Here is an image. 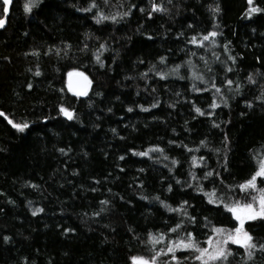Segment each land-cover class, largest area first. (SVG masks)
Returning <instances> with one entry per match:
<instances>
[{
  "label": "trees",
  "instance_id": "16d2710c",
  "mask_svg": "<svg viewBox=\"0 0 264 264\" xmlns=\"http://www.w3.org/2000/svg\"><path fill=\"white\" fill-rule=\"evenodd\" d=\"M26 2L12 0L0 30V112L29 125L21 133L0 116V264H131L132 255L153 254L149 233L165 234L154 247L166 251L169 240L188 232L207 247L214 227L234 228L224 204L259 195L238 185L255 170L253 157H264V11L248 15L250 7L264 10V0H152L168 11L151 16L149 0H41L30 13ZM93 2L96 8L82 10ZM217 4L214 14L209 6ZM129 9L119 23L94 19ZM211 31L218 35L202 41ZM193 36L202 46L189 42ZM69 72L91 81L85 96L69 91ZM193 84L208 90L193 91ZM207 171L213 176L203 179ZM197 185L215 189L218 202L208 203ZM157 196L174 209L188 201L195 222ZM245 229L264 243V220L247 221ZM228 247L230 264H245L244 249ZM175 254L180 264H199L184 259L190 251ZM166 262L176 264L171 254L157 258ZM247 264H264V252Z\"/></svg>",
  "mask_w": 264,
  "mask_h": 264
},
{
  "label": "snow or ice",
  "instance_id": "6c2138e0",
  "mask_svg": "<svg viewBox=\"0 0 264 264\" xmlns=\"http://www.w3.org/2000/svg\"><path fill=\"white\" fill-rule=\"evenodd\" d=\"M12 0H2V4H0V7H2L3 15L6 17L9 13V5L11 4ZM105 4L108 3V0H104ZM151 4V11L148 12V15L151 16L153 12H167L168 9L163 7L160 4H156L152 2V0H149ZM169 3H171V0H168ZM41 3V0H27V2L24 4V11L25 13H30L33 8L37 7ZM249 5L251 6L253 4V0H248ZM97 5L95 2L90 4L88 8L82 9L85 12L91 11L93 8H96ZM210 10L215 14L220 12V6L217 4L215 7L209 6ZM141 12H144V9H140ZM131 9L128 11H125L123 13H117L115 15H104L101 12H98L97 15L94 17L97 24L102 23L105 20H110L113 23H119L118 16L123 18L127 17L130 14ZM264 11L260 9L259 7H250L248 11V15H251L255 12ZM6 20L4 18H0V28H3L5 26ZM218 35L217 32L211 31L208 32L206 35L202 36V41H209L210 37H216ZM151 39V37H148ZM192 44H196L198 46H202V42H198L197 37L193 36L190 41ZM212 43H215L213 40ZM100 48H105V45L101 44ZM96 59L98 62H100V57L96 56ZM229 59H233L232 57H229ZM164 61V58L161 57V62ZM101 63V67H103V63ZM180 68V65H176L174 69H172L173 72H177V70ZM228 71H231V69H228ZM36 75H40L39 72L36 73ZM74 75L73 72H69L68 76L72 77ZM75 75H78L83 78L84 87L80 88L79 90L75 91V95L77 96H83L86 95V86L87 84H90L91 81L88 80V77L84 75V73H75ZM162 79L166 78V74H159ZM183 79L184 77H180ZM194 79L200 80L202 83H206L204 81L203 76L200 75H194ZM248 81L250 83L255 84L256 81L254 80L253 76L250 74L248 76ZM228 85H232L233 81L228 80ZM31 87V85H29ZM211 87L215 88L216 93L220 92V88L216 87L215 83H212ZM237 90L239 89L240 85H236ZM69 90H72V84L71 81L69 82ZM193 91H207L208 89H198L196 88L195 84L192 86ZM260 97H258L259 99ZM221 102L224 104L225 107L228 106L227 100H224L222 98ZM156 105H153L155 107ZM211 108H217L219 105L215 101V97L213 98V102L211 105H209ZM248 107H252L251 103L248 104ZM144 111H147L148 109H142ZM60 113H62L65 117H67L69 120H72L74 118V113L70 111L68 108H65L64 106H60L59 108ZM129 112L132 111L131 108L128 109ZM194 111L198 115H205L206 113L200 108L194 106ZM208 115H211V113H207ZM0 116H5L3 112H0ZM5 119H8L5 116ZM8 123L18 132H24L25 129L29 127L27 123H14L12 120L8 119ZM214 127H219V124H213ZM113 131H115L113 129ZM170 143H172L170 141ZM201 144H204V141H201ZM224 146L227 150L228 147V136L225 135L224 137ZM161 151L162 149H156L152 148L149 149V151ZM63 152L64 150L61 149ZM191 151V150H189ZM217 152L219 149L216 150ZM136 155L140 156H147L148 152H139L135 153ZM123 159V157H121ZM164 159H168L167 156L164 157ZM201 160L203 157L200 158ZM225 159H227V156L225 155ZM253 160L256 162V168L251 174L250 178H248L246 181L238 185L239 189L242 192L248 193V190L251 189L255 192H258V196H252L251 200L249 202H241L239 200L232 202L231 204H224V209L226 212L231 213L232 218L236 221V225L234 228L226 229L223 227H214L212 229V232L214 236L216 237L215 240H213V236H209L205 243L208 245L207 247L201 246L200 242L196 240L191 232L187 233V238H177L175 241L169 240L167 242L166 251L164 248H161L159 251L155 250V245L158 243H163L165 240V234L161 233L158 237H154L151 233H149V240L153 244V254L150 257H145L142 255H132L129 257V260L131 264H157V258L161 255H169L171 254V260L175 261L176 264H180V261L178 257L176 256L177 250H186L193 253L191 256H185V260L191 259L192 261L199 262V264H225V262H229V257H232L234 255L233 251L228 247V245L234 244L238 245L240 248L244 249V252L242 254L243 259L245 261V264H247L248 260H251L253 258L254 252L259 250L261 252H264V243L257 244L254 240V237L245 229V223L247 221H256L257 219L264 220V187L257 188V181L258 178L261 179L262 182H264V157L257 158L256 156L253 157ZM177 161L175 159L172 160V164L175 165ZM192 163L195 166L196 164V158L193 157ZM143 171V170H141ZM171 171V169H169ZM191 178L193 180H198L196 175L192 172L189 173ZM218 175V174H217ZM213 176L212 171H207L204 173L203 179H208L209 177ZM177 183H180L178 180ZM189 187H192V185H188ZM196 190L199 192H203L205 197L208 199V203H216L218 202L217 199H214L216 196V190L213 189L212 192H204L203 187L197 185ZM168 191H172V186L169 185ZM141 199H146V197L141 196ZM155 200H159L160 203L167 208L170 212H176V211H182L185 216L188 217V219L192 222H195L196 218L192 216H188L187 209L184 207V205L188 204V201H182L180 208L174 209L171 206L165 204L164 201L160 200V198L153 197ZM102 204L108 203L107 201H101ZM103 210V209H102ZM43 209H36L33 212V215H36L37 212H41ZM183 222H179L175 225L174 228H170V232H176L178 229L181 228ZM68 231V230H66ZM5 242L9 240L8 237H4ZM167 264V262H166Z\"/></svg>",
  "mask_w": 264,
  "mask_h": 264
},
{
  "label": "water",
  "instance_id": "95a60500",
  "mask_svg": "<svg viewBox=\"0 0 264 264\" xmlns=\"http://www.w3.org/2000/svg\"><path fill=\"white\" fill-rule=\"evenodd\" d=\"M2 1V0H1ZM11 5V4H10ZM10 5H9V10H10ZM8 16V14H7ZM7 16H3V18L6 20ZM6 27V23H5V26L3 28H0V30H3L4 28ZM86 76V75H85ZM89 80V79H88ZM71 81V84H72V90H69L75 97H78V98H81L83 96H77L75 95V91L79 90L80 88L84 87V81H83V78L78 76V75H74L72 77H67V80H66V83H67V87L69 89V82ZM89 88H90V84H87L86 86V92L89 91Z\"/></svg>",
  "mask_w": 264,
  "mask_h": 264
}]
</instances>
